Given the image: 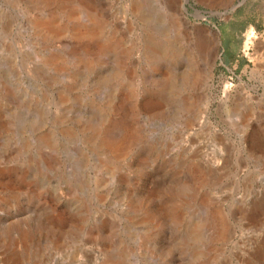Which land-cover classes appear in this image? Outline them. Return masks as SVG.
Segmentation results:
<instances>
[{
    "label": "rangeland",
    "instance_id": "1",
    "mask_svg": "<svg viewBox=\"0 0 264 264\" xmlns=\"http://www.w3.org/2000/svg\"><path fill=\"white\" fill-rule=\"evenodd\" d=\"M238 1L171 0L178 40L169 0H0V264H264V0Z\"/></svg>",
    "mask_w": 264,
    "mask_h": 264
},
{
    "label": "bare ground",
    "instance_id": "2",
    "mask_svg": "<svg viewBox=\"0 0 264 264\" xmlns=\"http://www.w3.org/2000/svg\"><path fill=\"white\" fill-rule=\"evenodd\" d=\"M42 1H47V0H42ZM169 3H170L168 5V9L170 11L169 15L172 16V17H170L168 19L169 20V29L172 30V32L174 33V36H176V38L179 40L180 35L186 29V26H187L188 21L187 20H184V19H181V18L178 19L175 16V14L173 13V2H171V0H169ZM36 25H40V26L42 25L49 32H54V31H56L58 29L57 26H53V24L49 20H39V21L36 22ZM204 31L205 32H203L202 30H199L198 32H196L193 35V37H192V42L194 44V48L196 49V51L199 54H202L204 56L203 59L205 58V63H206L207 62L206 58H208L210 56L211 45H212V38L206 32V30H204ZM84 32L86 34H92L93 33V28L92 27H89L87 29V31H84ZM251 36H253V31L252 30H250V31L247 32V37H246V40H245V45L246 46L251 41ZM145 42H147V49L149 51V53L148 52H146V53H147V55H149L151 53V50L154 51L157 48V44L155 43V41L153 42L151 40H147ZM106 133H107V131L105 132V134ZM107 137L108 136H106V139H103V143L106 144V145H108V146H110V147H112L113 150H115V149H119L123 145V143L125 142V139L127 137V134L125 133L122 137H120L119 140H115V141L114 140H110ZM190 233H191V231H190ZM189 237H191V236H189ZM116 264H126V263L121 260V261L116 262Z\"/></svg>",
    "mask_w": 264,
    "mask_h": 264
},
{
    "label": "water",
    "instance_id": "3",
    "mask_svg": "<svg viewBox=\"0 0 264 264\" xmlns=\"http://www.w3.org/2000/svg\"><path fill=\"white\" fill-rule=\"evenodd\" d=\"M244 0H239L237 4H234L231 6V9H234L236 6L240 5ZM214 26H217L216 24H213ZM218 28V27H217ZM217 32L220 33V29H217Z\"/></svg>",
    "mask_w": 264,
    "mask_h": 264
},
{
    "label": "trees",
    "instance_id": "4",
    "mask_svg": "<svg viewBox=\"0 0 264 264\" xmlns=\"http://www.w3.org/2000/svg\"><path fill=\"white\" fill-rule=\"evenodd\" d=\"M226 45V44H225ZM232 58H234V55H231V59ZM228 61V60H227ZM242 62H243V59L241 60V62H240V65L242 64Z\"/></svg>",
    "mask_w": 264,
    "mask_h": 264
}]
</instances>
